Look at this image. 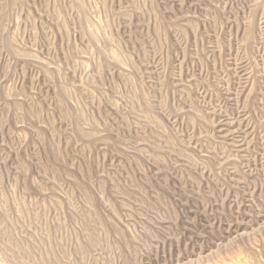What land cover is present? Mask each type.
Listing matches in <instances>:
<instances>
[{
	"label": "rangeland",
	"instance_id": "1",
	"mask_svg": "<svg viewBox=\"0 0 264 264\" xmlns=\"http://www.w3.org/2000/svg\"><path fill=\"white\" fill-rule=\"evenodd\" d=\"M0 264H264V0H0Z\"/></svg>",
	"mask_w": 264,
	"mask_h": 264
}]
</instances>
